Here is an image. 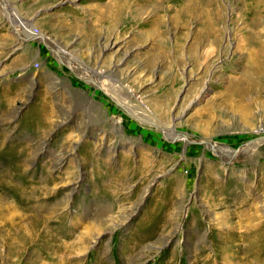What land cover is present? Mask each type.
<instances>
[{"label":"rangeland","instance_id":"obj_1","mask_svg":"<svg viewBox=\"0 0 264 264\" xmlns=\"http://www.w3.org/2000/svg\"><path fill=\"white\" fill-rule=\"evenodd\" d=\"M194 5L0 0V264H264V0Z\"/></svg>","mask_w":264,"mask_h":264},{"label":"bare ground","instance_id":"obj_2","mask_svg":"<svg viewBox=\"0 0 264 264\" xmlns=\"http://www.w3.org/2000/svg\"><path fill=\"white\" fill-rule=\"evenodd\" d=\"M176 2V1H175ZM178 4H180L182 7L181 8V13H186L188 16H191V17H194L196 16V13L198 12V8L194 5V2L195 0H177ZM17 18H12L10 19V21L14 24V25H18V23H15L17 22L16 21ZM22 22V21H21ZM25 25H29L27 24L26 22H24ZM16 29H15V32L18 33H21V35L23 36V40H32L33 39V34L32 33H28V34H25L23 32H21V30L19 29V27L15 26ZM28 30V29H27ZM63 53V52H62ZM66 54V52L64 53ZM58 55V54H56ZM61 55V54H59ZM63 55V54H62ZM93 75V74H92ZM156 126V125H154ZM162 131L164 132L165 135H172V132L171 130H169L168 128H165V127H161ZM232 153H230L229 151L227 152L225 149L223 148H218V150L215 152V155L217 156H222L224 161H226L227 163H231L230 160H232L234 157H232L231 155ZM231 156V157H230ZM238 155H236L237 157Z\"/></svg>","mask_w":264,"mask_h":264}]
</instances>
